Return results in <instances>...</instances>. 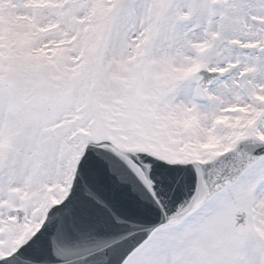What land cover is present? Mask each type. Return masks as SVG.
I'll list each match as a JSON object with an SVG mask.
<instances>
[{
    "label": "snow or ice",
    "instance_id": "snow-or-ice-1",
    "mask_svg": "<svg viewBox=\"0 0 264 264\" xmlns=\"http://www.w3.org/2000/svg\"><path fill=\"white\" fill-rule=\"evenodd\" d=\"M0 264H264V0H0Z\"/></svg>",
    "mask_w": 264,
    "mask_h": 264
}]
</instances>
